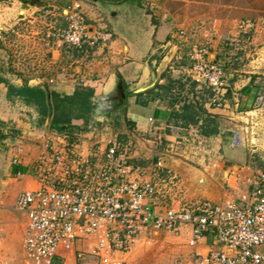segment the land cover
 I'll use <instances>...</instances> for the list:
<instances>
[{"label": "crops", "instance_id": "0c3cea01", "mask_svg": "<svg viewBox=\"0 0 264 264\" xmlns=\"http://www.w3.org/2000/svg\"><path fill=\"white\" fill-rule=\"evenodd\" d=\"M37 1L42 5L40 9H48L50 6L47 0ZM98 1L106 0H86V2L82 0L75 4V8L81 6L83 10L89 7L92 9L88 10L87 19L85 17L91 34L95 35L103 31L112 35V40L106 47L110 49L109 63L102 64V67L97 65L98 68L95 66L88 73V76L94 78L92 83L86 82V86L96 90V96L93 98V102H96L94 103L95 111L103 110L104 113L99 111L98 113H101V116L109 114L114 120L121 117L137 132L161 137L163 151L169 153L173 152L179 144L187 141L189 147L192 146L190 150L193 153V157L192 155L188 157L197 159L199 153L204 152L198 158L201 164L203 159L213 157L215 153L222 151V148L226 153L229 151L227 156L230 155V160H234L235 164L227 170L219 160L210 162L201 170H188L178 162L173 165L171 159L161 158L159 162L162 163L163 169L168 168L169 172L179 174L185 178L190 187H195V193L190 191V199L186 194L188 200L224 203L238 200L242 194L249 192L251 187L247 184V180L256 178L258 173L264 170L256 173L249 171L246 166H242V159L235 158V153L236 151L244 152L246 148L253 147L245 131L251 126L253 127L251 129L255 130V121L261 119L260 123L264 127L263 98L259 95L261 87L256 85V80L252 83L253 77L259 74V71L252 69V66L236 69L235 71L237 73L240 71L241 74L232 79L233 88L231 89H233L232 92L236 91L235 96L228 98L229 102L225 100L219 108L213 105L211 99H199L200 97L197 96L198 93L201 95L202 90L207 87L193 82L187 66L188 48L174 38L173 30L176 28L173 23L163 21L158 26H154L153 32L140 33L138 36L135 31L130 32L128 36L120 32L117 35L118 31L116 32L114 28L110 27L111 30H107L102 27L104 17L101 15L102 12H96V9H99ZM116 1H120V4H129L133 9L140 8V0ZM0 8L4 12L3 17H0V24H6L3 26L6 31L0 32V164L3 154L10 160L5 175L0 173V186H2L0 188V243L3 247L1 259L10 261L8 259L10 253L15 252L18 259L23 254V239L27 224L26 217L15 211V203L21 192L37 187L35 169L38 159H41L48 150V137L52 134V130L40 124L38 111L35 113L29 110L28 113L23 114L22 110L29 106L24 100L16 96L12 98L8 96L11 86L48 89V77L36 75L33 68L19 63V58L14 60L12 67L9 66L10 63L6 61L7 57L3 48L4 36L6 37L10 30L14 32L18 29L15 25L21 20L19 16L23 7L19 0H0ZM36 9L39 8H33L29 14L35 13ZM65 21L64 18L61 24ZM143 35L144 38H141ZM154 44L157 45L156 49L153 48ZM87 48L91 47L85 46L82 49ZM99 49L103 50L105 47ZM209 54L210 59L220 63L216 49L211 50ZM85 74L87 75L86 72ZM121 86L125 97L122 96ZM51 89L57 91L56 88ZM64 92L62 94L71 96L75 88ZM196 100H199V103ZM20 103H25L27 107L19 108L21 110L16 109ZM197 117L200 120L194 123L193 120ZM212 119H216L218 123L216 134L205 136L203 130L206 126L203 123ZM75 124L81 125L80 122ZM247 124L252 125L246 127ZM113 139L116 137L109 140ZM131 162L137 164L135 159ZM21 169H26V172H21ZM17 170L18 172L15 173ZM199 171H202L201 175ZM220 181L226 184L228 191H219ZM162 205L165 208L171 206L178 208L180 203L173 197L162 200ZM14 213L21 215L20 219L23 220L19 248L14 246V240L18 238L17 225L8 222L11 221V215L13 216ZM13 230L15 233H12ZM164 235L178 236L176 239L180 244L179 250L182 251L181 254L184 253V255L179 254L178 257L187 258L186 254L189 252L192 256V259H185L187 264H195L197 257L207 254L209 250L222 249L212 233H208L199 243L193 245L190 227L183 228L178 233L160 231L153 237L144 233L139 236V244L129 256L128 264H131L136 254L145 248L142 246L144 240L153 238L154 243L156 239ZM68 256L72 259L70 263L72 264L73 257L71 254Z\"/></svg>", "mask_w": 264, "mask_h": 264}, {"label": "built area", "instance_id": "2783aa9c", "mask_svg": "<svg viewBox=\"0 0 264 264\" xmlns=\"http://www.w3.org/2000/svg\"><path fill=\"white\" fill-rule=\"evenodd\" d=\"M79 8L64 24L54 25L52 36L77 49L107 47L112 35L91 34ZM32 9L22 10L21 21ZM3 14L0 8V17ZM4 25L0 24V32ZM253 26L241 22L240 34L249 35ZM178 37L188 48L192 80L219 94L229 92L227 73L208 58L207 48L183 30ZM117 141L91 150L78 143L48 144L35 169L37 187L21 192L15 203L27 220L23 254L13 262L3 260L0 243V264H70L69 254L72 264H128L141 234L153 237L186 227L192 231L193 245L212 233L222 246L198 256L195 264H264V171L247 180L251 189L238 200H202L165 208L162 200L173 198L177 176L169 172L168 179L150 178ZM152 243L153 238H148L142 246Z\"/></svg>", "mask_w": 264, "mask_h": 264}, {"label": "rangeland", "instance_id": "374dc122", "mask_svg": "<svg viewBox=\"0 0 264 264\" xmlns=\"http://www.w3.org/2000/svg\"><path fill=\"white\" fill-rule=\"evenodd\" d=\"M47 1L50 5L48 12L43 8H39L35 13L28 14L25 20H20L15 25L18 29L14 30V32L10 30L9 34L6 37L4 36L3 48L5 57H7L6 61L10 63V67L14 64V60L19 58V63L33 68L36 75L48 77V88L50 90H52L51 88H56L57 91L65 93L64 91L70 88H75L76 90L78 87L86 86V82L92 83L94 78L88 76V73L97 65L102 67V64L109 63L108 55L110 49L106 47L103 50L99 49L103 48L101 47L102 45L87 49H77L69 47L53 37L51 33H53L52 28H54V25L56 23L61 24L64 18L69 17L75 9L76 2L82 0ZM98 2L100 10L96 9V12H102L101 15L104 17L102 27L107 30H111L110 27L114 28L116 32L118 31L117 35L120 32V34L128 36L133 31L138 33L137 36L140 33H151L154 26L167 21L171 24L173 23L176 28V30H173L176 41H181L178 37V32L183 30L195 43L204 45L208 53L216 49L217 53H219V64L227 73L230 85L228 93H231V98L236 93V91L232 92L233 89H231L233 88L232 79L236 78V75L241 74L240 71L237 73L235 70L252 66V69L259 71V74L255 76L257 77L256 85L261 87L259 95L263 98L262 106L264 109V0H140V8L135 7V9L131 8L129 4H120V1L116 0ZM90 9L89 7L87 10H83V7L80 6L79 12L87 19V13ZM31 15L34 18H30ZM243 21H250L254 25L249 35L240 34L239 25ZM141 38H144V35ZM156 47L157 45L154 44L153 48L156 49ZM211 47L214 48L211 49ZM208 58L210 59V56ZM210 60L213 61L212 59ZM187 63L190 70L188 56ZM197 96L201 99L199 93ZM225 100L229 102L227 92L223 94L216 93L211 99L213 105L219 108L222 107L221 103L225 102ZM196 101L199 103V100ZM93 103L96 102L94 101ZM24 106L27 107L25 103H20L18 108H16L17 106L14 107L19 109ZM29 110L30 112H37V109L29 105L25 110H22L23 114L28 113ZM98 111L104 113L102 112L103 110L95 111V116L91 118L90 123L86 127L87 133L86 131L79 132L76 139L71 142V138L68 135L52 131L51 137H48V144L59 145V143H62L61 145L65 146L78 143L84 148L91 150L100 144L108 143L110 138L116 137L117 142L121 144L124 150L126 149L130 161L135 159L136 166H142L140 168L147 170L148 176L150 178L156 177V180L160 178L168 179L169 176V169L164 168V170L162 163L159 162L161 158L171 159L173 165L178 162V164H182L188 170H201L202 167L214 160H219L226 170L235 164L234 160H230V155L227 156L229 151L226 153L223 148L222 151L215 153L211 157L212 159H203L201 164L198 158L204 152L199 153L197 159L188 157V155L193 157V153L190 150L192 146L189 147V142L187 141L179 144L171 153L163 151L164 145L160 141L161 137L156 135L148 136V134L137 132L132 129L125 119L118 117L114 120L110 118L109 114L101 116ZM260 121H255V124H257V126L254 125L255 130L251 129V124L249 125L251 127L245 131L253 147H250L251 149L246 148L247 150L244 152L236 151L237 153H235V158L242 159V166H246L253 173L264 170V127ZM248 124L246 127H249ZM104 139L105 141H103ZM2 157L0 173L5 175L10 160L5 154ZM150 164H152L151 167H148ZM236 164L238 163L236 162ZM200 172L202 171L198 173L200 174ZM172 174L176 175L173 172ZM176 176L177 186L172 191L176 201L180 204L196 202L195 200L187 199V197L190 199L191 190V192L195 193V187L191 186V188L185 178L179 174ZM196 185L198 186L197 182ZM219 191H228L226 184L221 182ZM20 218H22L21 215H15L14 213L13 216L11 215V221H8L17 225L18 238L14 240L15 248H19V236L23 228L21 225L23 220ZM12 233H15V230ZM176 238H178L177 235L159 237L151 246L140 250L131 264H187L185 259H192V256H190L189 252L186 254L188 257L185 256L187 258L181 257V259L178 257L179 254L184 255V253L181 254L182 251L179 250L180 244H178ZM8 259L13 262L18 257L14 252L13 254L10 253Z\"/></svg>", "mask_w": 264, "mask_h": 264}, {"label": "trees", "instance_id": "16d2710c", "mask_svg": "<svg viewBox=\"0 0 264 264\" xmlns=\"http://www.w3.org/2000/svg\"><path fill=\"white\" fill-rule=\"evenodd\" d=\"M255 80L256 77H253L252 83ZM216 93V91L207 87L203 89L201 98L212 99ZM8 96L11 98L12 96L20 97L28 105L35 107L39 112L41 125L49 127L50 130L58 134L68 135L71 138V142L76 139L79 132L87 131L86 127L90 123L91 118L95 116L96 107L93 103V98L96 96V90L89 86L78 87L71 96L49 88H17L11 86ZM227 97L231 98V93L227 92ZM49 98H51L50 103ZM199 120L197 117L193 122L198 123ZM46 122H48L47 125ZM75 122H80L81 125H77ZM203 125L206 126L203 130L205 136L216 134L218 125L216 119L207 121V123L204 121ZM20 171L24 173L26 169H21Z\"/></svg>", "mask_w": 264, "mask_h": 264}, {"label": "water", "instance_id": "95a60500", "mask_svg": "<svg viewBox=\"0 0 264 264\" xmlns=\"http://www.w3.org/2000/svg\"><path fill=\"white\" fill-rule=\"evenodd\" d=\"M19 1L22 4L23 10L29 11L31 8H41L42 7V5H40V2L37 0H19ZM121 88H122V86H121ZM121 90H122V96L125 97V92H124L123 88Z\"/></svg>", "mask_w": 264, "mask_h": 264}]
</instances>
